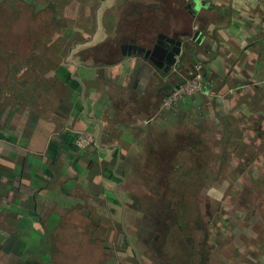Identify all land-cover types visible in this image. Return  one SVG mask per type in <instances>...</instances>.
<instances>
[{"label":"crops","instance_id":"1","mask_svg":"<svg viewBox=\"0 0 264 264\" xmlns=\"http://www.w3.org/2000/svg\"><path fill=\"white\" fill-rule=\"evenodd\" d=\"M57 4L46 49L0 77V246L17 235L44 264H148L147 234L189 229L174 203L197 202L186 223L207 197L235 198L234 263L264 264V209L237 201L255 182L264 198V0ZM197 62L202 89L163 108ZM81 131L100 146L78 149Z\"/></svg>","mask_w":264,"mask_h":264},{"label":"trees","instance_id":"2","mask_svg":"<svg viewBox=\"0 0 264 264\" xmlns=\"http://www.w3.org/2000/svg\"><path fill=\"white\" fill-rule=\"evenodd\" d=\"M57 12V0H0V77L7 72L8 67L18 66L46 49L62 23ZM255 184L256 188L246 184L242 186L238 203L250 202L255 208L258 205L259 210L262 211L264 198L259 193L262 185L257 182ZM166 188L168 190L169 187ZM252 189L254 192L249 195ZM196 203V201L185 203L177 201L174 205L176 204V210L180 212V221H183L181 222L182 229L189 228L194 231L200 241L198 245L201 248L190 245L188 240L184 242L182 236L185 232H169L171 225L168 223L165 226H160L158 223L151 226L154 227L153 230L158 229V226L161 227L159 232L151 231L147 234V239L164 257V264H208L210 259L208 254L212 247L210 248L208 245L207 235H209L208 228L211 220H202L193 214L192 218H188V222L185 223L182 215L185 212H195ZM259 214L263 216V222H255L253 227L264 242V212ZM236 219L234 216L228 217V219L224 218L222 222L227 224V222L232 223L233 221L234 224ZM216 220L215 225L217 224ZM25 247V241L17 235H12L1 244L0 251L16 255L18 261L13 264H44L41 260L29 259L26 256ZM261 248L255 247L251 251L247 250V262L252 263V258L257 256ZM172 249L175 251H171Z\"/></svg>","mask_w":264,"mask_h":264},{"label":"rangeland","instance_id":"3","mask_svg":"<svg viewBox=\"0 0 264 264\" xmlns=\"http://www.w3.org/2000/svg\"><path fill=\"white\" fill-rule=\"evenodd\" d=\"M207 198L208 199L203 200L201 211H198V213L204 219L207 218L205 217V215H207L209 220H211L209 222L210 224L208 228L209 235H207L208 245L210 248L212 247L208 254L210 256L208 264H235L238 259L237 252L243 249L242 246L239 244L240 241L236 239V238H240L239 232L234 227H232L229 222H227V224H224L222 222L224 218L228 219V217L229 218L233 217L234 214L233 208L237 207L235 198L232 199L230 198L231 200H229V198H223V199H212L209 197ZM215 220L217 223L216 225H215ZM219 220H221V222H219ZM182 237L184 242L188 240V242H190L189 243L190 245H196L198 248H201L198 245L200 242L198 237L195 236V232L192 231L191 229H188ZM216 239H218V241H216ZM171 251H175V250L172 249ZM155 254L153 255V251L149 252V250L146 252L145 257L148 258L147 259V261H149L148 264H160L158 261L163 260L164 257H162L159 252H156Z\"/></svg>","mask_w":264,"mask_h":264},{"label":"built area","instance_id":"4","mask_svg":"<svg viewBox=\"0 0 264 264\" xmlns=\"http://www.w3.org/2000/svg\"><path fill=\"white\" fill-rule=\"evenodd\" d=\"M196 28V26H195ZM202 64L196 63L194 66V73L192 76L182 81V84L172 89L162 100L161 106L171 107L179 103L186 96L199 92L203 86V75L201 71ZM73 143L78 149H85L87 147H99L100 142L90 132H76L73 134Z\"/></svg>","mask_w":264,"mask_h":264}]
</instances>
